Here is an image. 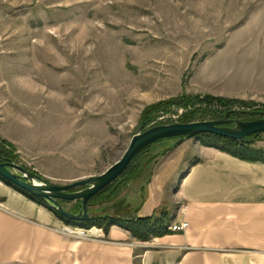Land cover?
Listing matches in <instances>:
<instances>
[{
  "label": "rangeland",
  "instance_id": "374dc122",
  "mask_svg": "<svg viewBox=\"0 0 264 264\" xmlns=\"http://www.w3.org/2000/svg\"><path fill=\"white\" fill-rule=\"evenodd\" d=\"M182 95L199 103L162 106L141 124ZM198 106L264 109V0H0V161L65 185L100 175L152 126L259 119L181 120ZM182 137L150 144L143 159Z\"/></svg>",
  "mask_w": 264,
  "mask_h": 264
},
{
  "label": "crops",
  "instance_id": "0c3cea01",
  "mask_svg": "<svg viewBox=\"0 0 264 264\" xmlns=\"http://www.w3.org/2000/svg\"><path fill=\"white\" fill-rule=\"evenodd\" d=\"M160 207L187 227L142 242L119 225H68L0 179V264H264V162L185 138L91 215L132 219Z\"/></svg>",
  "mask_w": 264,
  "mask_h": 264
},
{
  "label": "trees",
  "instance_id": "16d2710c",
  "mask_svg": "<svg viewBox=\"0 0 264 264\" xmlns=\"http://www.w3.org/2000/svg\"><path fill=\"white\" fill-rule=\"evenodd\" d=\"M204 99L206 101H211L215 99L222 104L232 103V102L245 104V102L243 101H239V100L234 101L221 97H212L210 95H206ZM198 103H199L198 96L191 97L186 95H182L177 98L162 101L158 104L152 105L151 107L145 110L141 118V124L144 125L148 121H150L152 118L151 114L159 111L161 108H164L162 106L170 105V104H175L177 106H191V105L195 106ZM226 113L229 114L230 116H236L239 115L240 113L250 114L251 117L249 119L264 117V109H254L249 112L234 113V111L232 110L218 112V111L209 110L207 108L204 109L203 107L198 106L196 109L193 108L189 112L185 113L181 120L191 121L197 115H200L202 118L210 115L214 119V118L222 117ZM183 137H188V138L195 137L206 146L215 147L221 151H224L242 160L264 162V149L259 148L255 145V142L260 140V133L247 135L240 140L213 134V133H202L195 136H183ZM149 147L150 145L144 147L140 152H138L137 155L133 158L129 167L115 181H113L103 190L99 191L89 200L88 212L90 218L87 221L82 223L69 222L65 218L60 216L58 213L56 212L54 213L68 225L69 224L80 225L81 227L86 229H89L91 227H98L101 228L105 233L108 232L110 226L119 225L124 227L126 230H128L133 238L142 242L150 241L153 238L171 233L168 227L170 226L172 218L169 212L161 207L156 209L154 213L150 216L135 217L132 219L122 218L110 214L91 215L92 207L94 205L97 204L101 205L112 202L114 199L118 197L121 191L131 183L133 179L137 178L138 176H141L150 167L152 161H154L157 155L153 154L151 157L149 158L145 157L143 159V155L146 154V152L149 150ZM168 150L169 148L165 149V151L163 152H167ZM139 158L141 160L143 159L144 161L142 160L143 161L142 163L139 162V164H135V162ZM0 179L3 180L8 185L14 187L16 190H18L25 196L29 197L30 199L42 204H46L44 201L29 194L26 190L14 186L2 178ZM79 209L80 206L77 205L75 210L71 212H78Z\"/></svg>",
  "mask_w": 264,
  "mask_h": 264
},
{
  "label": "water",
  "instance_id": "95a60500",
  "mask_svg": "<svg viewBox=\"0 0 264 264\" xmlns=\"http://www.w3.org/2000/svg\"><path fill=\"white\" fill-rule=\"evenodd\" d=\"M226 124H233V126H224ZM202 133H213L240 140L247 135L264 133V118L251 121L222 119L152 126L133 135L123 156L100 175L65 185L48 183L37 174L7 159L0 161V178L44 201L48 207L67 221L82 223L90 218L89 200L115 181L144 147L165 138L195 136ZM77 188L78 190L74 191ZM60 200L80 201V211L77 213L67 211Z\"/></svg>",
  "mask_w": 264,
  "mask_h": 264
},
{
  "label": "built area",
  "instance_id": "2783aa9c",
  "mask_svg": "<svg viewBox=\"0 0 264 264\" xmlns=\"http://www.w3.org/2000/svg\"><path fill=\"white\" fill-rule=\"evenodd\" d=\"M187 227V223L186 222H181L178 224H172L168 227L169 231H173V232H177L180 230H183L184 228ZM65 232H70V233H75V235L79 236V237H87L86 231L84 229H79L78 231H74V229L70 228V227H65L64 228ZM95 236V235H90Z\"/></svg>",
  "mask_w": 264,
  "mask_h": 264
},
{
  "label": "bare ground",
  "instance_id": "6f19581e",
  "mask_svg": "<svg viewBox=\"0 0 264 264\" xmlns=\"http://www.w3.org/2000/svg\"><path fill=\"white\" fill-rule=\"evenodd\" d=\"M66 227H67V226H66ZM66 233H70V232L67 231ZM70 234H71V233H70ZM72 234H73V233H72ZM76 236H77V235H76ZM78 237H79V236H78Z\"/></svg>",
  "mask_w": 264,
  "mask_h": 264
}]
</instances>
